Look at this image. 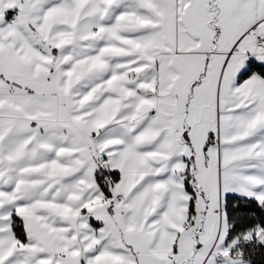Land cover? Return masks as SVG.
Masks as SVG:
<instances>
[{
    "label": "crops",
    "instance_id": "0c3cea01",
    "mask_svg": "<svg viewBox=\"0 0 264 264\" xmlns=\"http://www.w3.org/2000/svg\"><path fill=\"white\" fill-rule=\"evenodd\" d=\"M254 33L264 0H0V264H249L224 199L264 202Z\"/></svg>",
    "mask_w": 264,
    "mask_h": 264
},
{
    "label": "trees",
    "instance_id": "16d2710c",
    "mask_svg": "<svg viewBox=\"0 0 264 264\" xmlns=\"http://www.w3.org/2000/svg\"><path fill=\"white\" fill-rule=\"evenodd\" d=\"M254 74L264 79V65L250 59L247 62L246 70L239 77L238 83H242ZM118 180V173L105 174L99 172L97 175L98 185L107 196L110 195L111 186ZM190 180L191 178L187 179L186 188L190 193H193ZM224 206L229 225L228 243L241 239L244 235L256 229L264 230V202L260 203L253 199L227 196L224 199ZM13 231L20 243L26 242L23 223L16 215L13 217ZM234 252H240L242 259L249 264H264V243L256 241L242 242Z\"/></svg>",
    "mask_w": 264,
    "mask_h": 264
},
{
    "label": "built area",
    "instance_id": "2783aa9c",
    "mask_svg": "<svg viewBox=\"0 0 264 264\" xmlns=\"http://www.w3.org/2000/svg\"><path fill=\"white\" fill-rule=\"evenodd\" d=\"M254 43H255V49L257 51L258 54L260 55H264V38L260 37L258 34L254 33ZM131 75L134 77L135 76V72H132ZM156 112H153V115H156ZM97 160H98V170L99 172L104 171L105 169V157L103 154H97ZM231 248H227L226 251L230 250ZM234 251V249L232 250V252ZM211 255L214 257L216 264H221L224 259H225V255L217 250H212L211 251Z\"/></svg>",
    "mask_w": 264,
    "mask_h": 264
},
{
    "label": "rangeland",
    "instance_id": "374dc122",
    "mask_svg": "<svg viewBox=\"0 0 264 264\" xmlns=\"http://www.w3.org/2000/svg\"><path fill=\"white\" fill-rule=\"evenodd\" d=\"M255 231V230H254ZM252 232V233H249L248 235H244V237L240 240V242L238 243V244H240V243H247V242H251V241H256V242H264V233H262V232H260V231H255V232ZM229 248H231L230 250H228V251H226L225 250V252H228V253H230V254H232L233 252H232V250L234 249H236L237 248V246H229ZM224 254V253H223Z\"/></svg>",
    "mask_w": 264,
    "mask_h": 264
}]
</instances>
